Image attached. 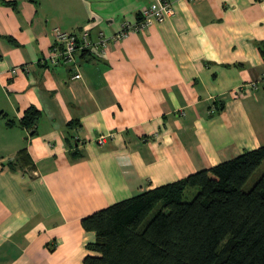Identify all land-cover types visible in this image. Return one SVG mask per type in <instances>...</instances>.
<instances>
[{
    "label": "crops",
    "instance_id": "crops-1",
    "mask_svg": "<svg viewBox=\"0 0 264 264\" xmlns=\"http://www.w3.org/2000/svg\"><path fill=\"white\" fill-rule=\"evenodd\" d=\"M151 1L0 0V264H84L82 216L264 144V0H171L79 77L40 61L54 27L95 38Z\"/></svg>",
    "mask_w": 264,
    "mask_h": 264
},
{
    "label": "trees",
    "instance_id": "trees-1",
    "mask_svg": "<svg viewBox=\"0 0 264 264\" xmlns=\"http://www.w3.org/2000/svg\"><path fill=\"white\" fill-rule=\"evenodd\" d=\"M39 115L30 105L21 123L30 127ZM263 160L264 144L246 148L82 216L94 232L83 263L264 264V169L244 187Z\"/></svg>",
    "mask_w": 264,
    "mask_h": 264
},
{
    "label": "built area",
    "instance_id": "built-area-1",
    "mask_svg": "<svg viewBox=\"0 0 264 264\" xmlns=\"http://www.w3.org/2000/svg\"><path fill=\"white\" fill-rule=\"evenodd\" d=\"M174 13L171 0H154L141 5L139 15L134 21L123 20L119 28L111 33L102 30L97 31L95 38L90 37L87 27L76 30H64L59 27L53 28V45L50 51L41 57L40 61L49 65L67 63L76 71L73 77L81 74L77 68L76 53L88 52L95 56L104 55L108 45L114 42L129 31H143L155 21H162ZM113 135V131L101 133L96 137L97 143H103L108 137Z\"/></svg>",
    "mask_w": 264,
    "mask_h": 264
},
{
    "label": "rangeland",
    "instance_id": "rangeland-1",
    "mask_svg": "<svg viewBox=\"0 0 264 264\" xmlns=\"http://www.w3.org/2000/svg\"><path fill=\"white\" fill-rule=\"evenodd\" d=\"M264 169V160L261 162V164L259 165V167L253 172V174L248 178V180L246 181L244 187L248 188L249 186L252 185V183L254 182V180L259 176V174L262 172V170ZM196 189H191V191H187L185 194L186 198H191L193 196V194L195 193ZM154 213V210H152L149 215L147 216V219H149Z\"/></svg>",
    "mask_w": 264,
    "mask_h": 264
}]
</instances>
